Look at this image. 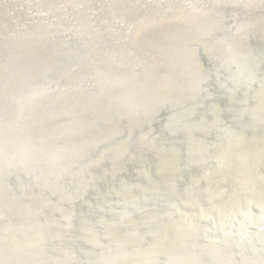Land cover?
Returning a JSON list of instances; mask_svg holds the SVG:
<instances>
[{"label":"bare ground","instance_id":"6f19581e","mask_svg":"<svg viewBox=\"0 0 264 264\" xmlns=\"http://www.w3.org/2000/svg\"><path fill=\"white\" fill-rule=\"evenodd\" d=\"M0 264H264V0H0Z\"/></svg>","mask_w":264,"mask_h":264}]
</instances>
